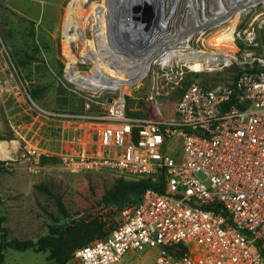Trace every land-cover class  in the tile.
Listing matches in <instances>:
<instances>
[{
	"label": "built area",
	"instance_id": "obj_1",
	"mask_svg": "<svg viewBox=\"0 0 264 264\" xmlns=\"http://www.w3.org/2000/svg\"><path fill=\"white\" fill-rule=\"evenodd\" d=\"M258 62L235 82H191L164 120L130 115L122 89L106 90L105 112L61 126L31 100L47 119V143H21V135L3 141L19 156L57 158L71 173L165 177L164 192L146 189L120 219L107 220L105 238L77 249V264L119 263L148 249L158 250L153 264H264V59Z\"/></svg>",
	"mask_w": 264,
	"mask_h": 264
},
{
	"label": "rangeland",
	"instance_id": "obj_2",
	"mask_svg": "<svg viewBox=\"0 0 264 264\" xmlns=\"http://www.w3.org/2000/svg\"><path fill=\"white\" fill-rule=\"evenodd\" d=\"M75 2L77 0H0V157L11 154L12 158L8 164L1 165L0 217L7 228L8 239L36 240L47 233L49 225L64 226L75 215L86 219L93 214L101 215L109 222L121 218L120 210H102L99 206L102 195L119 175L71 173L60 162L43 165L41 161L23 158L14 152L9 142L6 145L3 142L21 135V143L37 142L45 147L47 119L33 112L31 100L57 114L54 118L57 126L62 125L60 120L105 112L107 89L89 91L70 80L69 74L114 78L121 76L122 68L102 66L94 53L99 46L95 10L80 17L82 11ZM93 2L86 0L87 7ZM206 2L208 9L217 10L215 0ZM178 9L174 7L172 14ZM247 10L227 32L231 47L235 49V43L238 45L231 53L237 61L229 67L205 63L201 71H195L191 64L183 61L170 66L152 64L144 75L124 72L123 82L116 89L127 92L129 114L140 116L147 112L151 118L164 120L174 113L190 82L215 86L232 82L239 70L261 67L258 58L264 59V1ZM181 17L176 28L182 27L186 34L192 17H187L186 13ZM213 24L193 32L189 46L208 52L226 51L217 50L212 42L218 35L217 24L224 25V22ZM250 32L255 33L252 42ZM14 128L19 134L16 135ZM57 199L61 200L69 217L63 215ZM157 256V249H148L140 255L128 254L114 264H153ZM4 264L56 263L49 261L44 252L9 248L5 251Z\"/></svg>",
	"mask_w": 264,
	"mask_h": 264
},
{
	"label": "bare ground",
	"instance_id": "obj_3",
	"mask_svg": "<svg viewBox=\"0 0 264 264\" xmlns=\"http://www.w3.org/2000/svg\"><path fill=\"white\" fill-rule=\"evenodd\" d=\"M93 1L89 8L86 0H77L75 6L82 11L80 17L95 10L99 46L94 53L102 66L122 68L121 76L114 78L69 74L70 80L96 93L116 89L123 82L124 72L146 74L152 64L170 66L184 61L195 71H201L205 63L211 66H217L220 61L230 63L234 57L231 53L238 45L235 43V49L231 47L227 32L249 6L264 0H215L216 11L208 9L206 0ZM174 7L179 8L176 14H172ZM185 13L192 17L186 34L182 27L176 28ZM221 20L224 25L217 24L218 35L212 42L217 50L226 51L208 52L189 46L193 32Z\"/></svg>",
	"mask_w": 264,
	"mask_h": 264
},
{
	"label": "trees",
	"instance_id": "obj_4",
	"mask_svg": "<svg viewBox=\"0 0 264 264\" xmlns=\"http://www.w3.org/2000/svg\"><path fill=\"white\" fill-rule=\"evenodd\" d=\"M249 71V69L245 70ZM239 70L233 78L235 82L238 77L245 72ZM191 83V82H190ZM205 86H212L200 82ZM141 114L140 116H142ZM2 138H0L1 140ZM43 165L50 163H59L57 158L42 157ZM3 162H0V170ZM165 177L159 175L157 180L152 178H126L119 177L115 180L113 186L104 192L101 197L102 210H122L126 206L136 204L144 191L148 188L156 189L160 192L165 191ZM58 205L64 216L69 217L66 208L60 199H57ZM72 220L64 226L51 224L45 235L36 240L33 239H8L7 228L3 225V218L0 217V264L5 263V251L9 248L17 251L34 250L35 252L47 253V259L54 261L56 264H70L74 261V252L85 247L96 240L105 238L109 232L107 219L101 215H90L89 218L79 217L75 215Z\"/></svg>",
	"mask_w": 264,
	"mask_h": 264
}]
</instances>
